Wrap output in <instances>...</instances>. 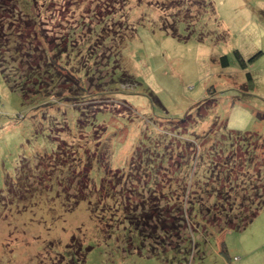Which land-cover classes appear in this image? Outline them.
Listing matches in <instances>:
<instances>
[{"label": "rangeland", "instance_id": "374dc122", "mask_svg": "<svg viewBox=\"0 0 264 264\" xmlns=\"http://www.w3.org/2000/svg\"><path fill=\"white\" fill-rule=\"evenodd\" d=\"M207 1L191 26L181 18L193 6L175 17L155 0L153 10L142 0H34L13 11L0 0L4 66L28 89L12 90L0 69V264H264V0ZM210 143L235 152L222 161ZM198 149L207 160L189 172L201 181L208 163L219 173L226 164L229 203L191 193L173 173ZM151 151L152 167L147 158L139 168ZM106 167L140 179L105 187ZM150 176L162 194L142 193ZM189 194L200 202L193 213ZM133 205L146 233L165 221L170 247L156 242L159 228L150 240L125 219ZM227 209L257 214L221 233L203 221Z\"/></svg>", "mask_w": 264, "mask_h": 264}, {"label": "trees", "instance_id": "16d2710c", "mask_svg": "<svg viewBox=\"0 0 264 264\" xmlns=\"http://www.w3.org/2000/svg\"><path fill=\"white\" fill-rule=\"evenodd\" d=\"M34 0H22V3H20V1L19 0H10V2L8 3V5H7V8H10V11H13L14 10V8H15V3H17L18 5H27V6H25V7H27V9L26 10H28V8H29V10H30V5L32 6V4L34 3L33 2ZM143 2L141 3V4H138V5H144V6H146V5H148L150 8H152V10H153V7H152V1L153 0H142ZM167 0H155V2L154 3H160V2H162V4H164V3H166V4H164L163 6H162V8H166V10L167 11H169V12H174L175 14H174V16L175 17H178V15H182V13H183V8H188L189 10H190V7L191 6H193V12H194V10H197V13H195L194 15H190V16H188L187 15V17L185 16V15H183L182 16V18L181 17H179V18H181V19H184L185 21H186V23H188V25H193V22L195 21V19L196 18H198V15H201L205 10H210V8L212 7V3L211 2H208L207 0H198V3H194V0H170V3H167L166 2ZM155 11H157L156 9H155ZM28 12V11H27ZM159 12V11H158ZM161 14V13H160ZM28 15L30 16L31 15V13H29L28 12ZM28 15H26V16H28ZM190 22V23H189ZM21 24H23V22L22 21H19L18 22V25H17V27L19 26L20 27V31L22 30V29H24L23 28V26L21 25ZM24 24H26V23H24ZM4 23L3 22H1V20H0V46L2 47L1 49H0V69H1V72H2V74L4 75V77H5V80L7 81V83L9 84V86H10V88L13 90H16V89H19V90H21L23 93H25V94H27V91H28V89L26 88L27 86H25V81L22 83V81H20L19 80V83H14V78H11L9 75H7V72H6V66H4V62H5V52L6 51H8L7 49H6V51H5V46L8 44L9 46H10V44H9V32L8 31H5V28H4ZM102 27V26H101ZM164 29H166V30H168L169 28H165V27H163ZM10 29V28H9ZM173 34L174 35H176V32H173ZM19 36V35H18ZM24 36V35H23ZM4 49V50H3ZM17 50V54H20V51L18 50V49H16ZM239 57H240V59H241V61H243V59H242V57H241V55H238ZM48 59V58H47ZM46 61H48L47 63L49 64V59L48 60H46ZM51 61V60H50ZM224 61V60H223ZM224 63L226 64L227 62H225L224 61ZM55 67H53L52 65H48V73H51V72H54L53 71V69H54ZM47 73V74H48ZM72 74V73H71ZM126 74V73H125ZM127 75V74H126ZM40 76V75H39ZM39 76H34V77H37L38 78V81H41V77H39ZM130 76V75H129ZM28 76H26V78H27ZM248 78H249V80L252 82V76H251V74L249 73L248 74ZM81 100V99H80ZM157 100H159L158 99V97H157ZM82 101V100H81ZM80 101V102H81ZM161 102V101H160ZM161 104V106L163 107V103L161 102L160 103ZM195 132V131H194ZM192 133V132H191ZM192 134H194V133H192ZM195 134H196V132H195ZM194 134V135H195ZM192 136L190 137V139H186V141L187 140H189L188 141V143H191L190 141H192ZM187 143V142H186ZM186 143H183V144H185L186 145ZM211 144V143H210ZM158 146H159V144H158ZM187 147H191V145L190 146H187ZM187 147H185V149H187ZM171 149L169 148L168 149V151H170ZM177 151H179V148H177ZM176 151V152H177ZM193 150H191L190 152H187V150L186 151H183L182 152V154L183 155H187V154H191V155H187L189 158L191 157V159L190 160H188L186 157H184L183 158V164L182 165H177L176 164V166H175V170L174 171H176V172H173L174 174H175V176H177V178L178 179H181V177L183 178V179H185L184 177H186V180H184V182H185V184L188 186V189H189V191H191V193H198V195L200 194V193H210L209 194V197L210 198H212V197H214V198H219V200L220 201H222L223 199H225L228 203L230 202V199H229V197H226V195L228 194V192L229 191H225V189L226 188H231V182H232V180H231V178H229L228 177V172H227V169H228V166L226 165V164H224V167H223V169H222V172H224V173H219L217 170H219V165H217L218 163H216L215 162V164L217 165V166H219L218 167V169H216L215 168V166L216 165H211V164H209L208 163V168L206 169L209 173H208V175H206V179H202L201 181H199V180H195V172L197 171V167H195L194 165L192 166V172H189V170H190V167H191V165H190V162H191V160H201V159H203L204 161H206L207 160V155H206V153L205 152H203V154L202 153H200V149H198L197 150V153H198V156L196 157V159H193L192 158V156H193V152H192ZM236 151H238V150H236ZM208 152H212V154H211V156H213V155H217V154H219V157H222L221 158V160L223 161L224 160V158H228L230 155H231V153H233V152H235L234 150H232V151H227V152H225V153H223V151H221V149L218 147V145H216V144H214V143H212L211 144V147L208 149V151H207V153ZM169 153H170V155L172 154V155H174L173 153L174 152H167L166 154H167V159L169 160V158H168V155H169ZM150 154V156H148V157H146V160H144L143 159V161H141V162H139V168H145L146 166H147V164L145 163L146 161H147V158H150V168L152 167V165H153V159H154V157L156 156V154L154 153V152H150L149 153ZM202 155V156H201ZM248 156V153H246L245 154V158ZM74 158H76V157H74ZM172 158V157H171ZM79 159H80V157H79ZM168 160H167V163H168ZM172 161H173V159H172ZM47 162V161H46ZM174 162V161H173ZM167 163H166V165H163V166H167ZM78 164H82L81 163V159H80V161L79 160H77V158L75 159V161H74V163H73V167L74 166H76V165H78ZM87 164V163H86ZM130 164H131V166L132 167H135L136 165L134 164V162L132 161V163L130 162L129 163V165L127 166V168L130 166ZM66 166H67V164H65ZM65 165L63 164V166L65 167ZM63 166H62V168H63ZM46 167H47V164H46ZM58 167H60V166H58ZM108 167V166H107ZM107 167H106V172H107V177H105V178H103V183L105 182V184H104V186L106 187V185H108V186H110V185H116V186H118L119 188H123L124 187V184L126 183L127 185H128V183H129V181H131V182H133L134 184H136V183H138V179H140V178H134L133 177V175L131 176L130 175V173H133V171H134V168L133 169H129V171H130V173L127 171L128 169L127 168H124V169H122L121 171H122V174H125L124 175V178H123V175H121V173H120V175H121V177H119V175H118V173H116V172H112L113 170L112 169H109V171H107ZM75 168V167H74ZM73 168V169H74ZM70 169L71 168H69V170H68V172H70ZM73 169H71V170H73ZM62 170V172H64L63 170L64 169H61ZM60 170V171H61ZM65 170H66V168H65ZM47 171V170H46ZM88 171H90V168H89V170ZM87 171V172H88ZM139 172H140V177H143V178H145V174L143 175V172H142V170L140 171V170H138ZM138 171L136 170L135 171V174L137 175L138 174ZM110 172H112V174H114V173H116L115 175H113L112 177H109L108 176V174L110 173ZM145 173V172H144ZM190 173H191V177H190ZM225 175H226V177H225ZM174 176V178H173V180L172 181H174L173 182V185H176V184H181L180 182L181 181H178V179H177V181L175 180V177ZM179 176V177H178ZM212 176L213 177H215V178H219L218 179V182L215 180V179H213L212 178ZM110 179H109V178ZM228 177V178H227ZM121 178H122V182H120L121 181ZM142 178V179H143ZM89 179V178H88ZM182 180V179H181ZM211 180H212V182H211ZM145 184H143V183H141V185L143 184V187H141V191H142V193H144V191L147 193V191H148V193H149V190L150 189H152V190H150L151 192H153V194H157V192H159V194H162L161 192H164V191H156L155 189H153L152 187L154 186V180H153V178H152V176H150L149 178H147L146 177V179H145ZM153 181V182H152ZM140 185V186H141ZM219 185H221V188L220 187H218ZM135 186H138V185H135ZM262 187H264V186H262ZM262 187H258V188H256V186H254L253 188V190H256V189H258L259 191L261 190L260 188H262ZM198 188H200V191L198 190ZM225 188V189H224ZM136 189H138V188H136ZM136 189L135 188H133V193H135L136 192ZM149 189V190H148ZM99 192H102V190H101V187H100V190H98ZM140 191V192H141ZM203 191V192H202ZM183 192H184V190H183ZM229 193H231V192H229ZM134 195V194H133ZM135 195H136V193H135ZM150 195V194H149ZM189 195H192V204H190V212L191 213H193L194 212V210H195V208H196V210L198 209V206H199V204H200V202H198L197 200H195V199H193V198H195L194 197V195L195 194H189ZM150 197V196H149ZM148 197V198H149ZM151 197H153V196H151ZM150 197V198H151ZM159 197H161V196H159ZM173 197H175V196H172L171 198H173ZM179 197H180V195H179ZM202 196H200V198H201ZM133 198H135V197H133ZM171 198H169V199H171ZM136 199V198H135ZM105 201H107V199H104ZM130 200V199H129ZM169 201H172V200H169ZM179 201V200H178ZM181 201V200H180ZM131 202H134L133 201V199H131ZM131 204H133V203H131ZM259 208H261V204L264 206V202H262V203H260L259 202ZM126 205H128V204H126ZM125 205V206H126ZM134 206V205H133ZM175 206H177V205H175ZM145 207V206H144ZM182 207V206H181ZM135 208V206L133 207V219H132V216L131 215H129V212H124V215H125V219H127V220H130V222L133 224L134 223V225H136V228L139 230V232H140V234L142 235V236H144V237H146L147 239H150V240H153V236H154V230L155 229H157V228H159V234L157 235L160 239L159 240H156V242H159V243H161V244H163L164 246H168V247H170L169 245H168V243H167V241H166V238L168 237V234L165 236L164 234H162V231H164L163 230V227H162V225L164 224V223H161L160 224V222H165L164 220H162V219H160V221L159 222H155V225L156 226H153V227H151L150 228V232H147L146 233V230H147V228H148V226H149V221H147L146 220V218H145V220L146 221H141L142 220V216L141 215H139L140 214V212H137L136 211V209H134ZM181 209V208H180ZM183 209V208H182ZM228 210V209H227ZM225 213H224V216H222V215H217L216 216V219L215 218H213V219H211V221H209L207 218H205V217H203V221H206L207 222V225H211V226H213L214 228H216L217 230H218V232L219 233H221V232H223L224 230H226V229H244L246 226H248L249 225V223L252 221V219H253V217L257 214V211H254L253 212V214H251L249 217H247V218H245V216L243 217V215L241 214V213H239L237 216L236 215H233L232 213H230V211L228 210V211H225V210H223ZM213 215V214H212ZM208 216L210 217V213H208ZM152 217L154 218V217H156V214L155 215H152ZM194 218V217H193ZM196 219V218H195ZM144 220V219H143ZM202 221V222H203ZM200 223V222H199ZM151 224V223H150ZM159 225H161V226H159ZM200 225H201V223H200ZM154 227H156L155 229H153ZM149 230V229H148ZM152 231V232H151ZM155 232H156V230H155ZM184 234V231H182L181 232V235H182V238L181 239H183V240H179L180 242L181 241H184V240H186L187 239V237L186 236H184L183 235ZM156 236V237H157ZM178 240V239H177ZM185 242V241H184ZM173 248V247H172ZM222 249L223 250H225V247H224V242H222Z\"/></svg>", "mask_w": 264, "mask_h": 264}]
</instances>
